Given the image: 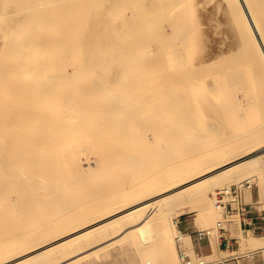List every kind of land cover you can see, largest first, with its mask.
Here are the masks:
<instances>
[{
    "label": "bare ground",
    "instance_id": "1",
    "mask_svg": "<svg viewBox=\"0 0 264 264\" xmlns=\"http://www.w3.org/2000/svg\"><path fill=\"white\" fill-rule=\"evenodd\" d=\"M136 1L138 2V0H0V35L3 39L2 47H0V56L3 62L1 64L0 61V77L2 79L8 77L7 79L12 81L11 86H13L14 83L19 84L20 80L24 81L26 78L21 79L23 77H19V81H17L18 78H15L14 82L11 77L31 74L35 68L36 73H38L40 69V77L36 75L39 77V79L37 78L38 81L41 79L40 91L38 90L41 93L38 96H42L43 93H46V95L49 93V97L47 96V98L46 96L43 97L45 94L42 97L39 96L40 99L43 98L41 102L44 105L41 103V106L38 105V108L36 107L39 102L34 101L33 95L27 97L30 101L32 99L31 102H38L35 105L36 107H34L35 109L32 106L31 112L27 113L25 112V108L24 111L17 104L21 102V99L16 101L17 103L13 101L14 99H10L14 102V105H18L17 112L12 108L14 105H8L11 101H8L9 98L6 94L7 88H10L7 79L5 82H7L6 86L8 87H4L5 90L2 88L0 90V158H3V160L0 159L3 162H0V209H3V211L0 210V218H2L1 212H4V216L7 215L6 217L10 215V220L6 217L7 220L2 218L3 220L5 219V226H2L3 222H0L2 224H0V264H68L75 259L87 255L92 250L114 245L118 240L121 242L130 241L139 243L145 253L150 250V255L147 257H145L147 253H143L144 264H181L175 246L176 227L178 224L176 220H172V214L175 213L176 209L179 208L182 213L190 211L205 212L210 216L219 207L214 202L216 198L210 195V192H214L216 185L224 186L225 182L233 178L237 179L238 176L242 177L245 174L248 175L249 172L259 173L262 171V164H264V131L250 132L252 139L248 144H243L242 141L233 143L231 140L217 144L216 141L210 142L208 136L202 138L201 135H206L205 132L201 131L204 129L203 127H200V130L196 128L194 130L192 127L195 117L198 118V116L194 115L192 110L196 107L193 105L194 108L190 107V99L185 97V94L188 93L193 81L208 74L210 67L216 65H219V67L225 65L224 67H226L227 63H223V56L220 59L215 58L211 60L210 63L213 64L210 67L203 68L193 66L191 63L192 58H190L193 54L187 55L188 57L184 55L186 59H189L190 66H193V69H189L187 66L192 71L189 72V75L187 74L189 77L186 74L183 75L184 79L181 77V73L179 77H177L178 74H172L178 78L177 81L171 75L169 79V73L167 75L165 72V68H172L173 73H177L178 62L181 61L180 58L184 59L179 56V45L174 44V42L168 43V41L164 40L167 34L165 31L167 28H172L173 33H175L172 35L177 38V42L175 43L186 44L184 43V41L186 42L185 39H188L192 34L187 29L186 35L189 33L190 36L185 38V27L190 25L191 30L193 28L191 25L192 18H188L191 13L186 11V14L189 13V15L185 14L187 16L186 20H190L191 23L188 25L186 24V20H184L186 23L183 22V19L186 18L183 10L185 11L193 7L188 5L189 8L185 9L186 5L189 2L191 3V0L185 4L183 3L186 0H183L184 2L180 0L183 3L178 0H148V2L140 0L139 3L141 4V1L145 2L142 8L136 4ZM177 2L182 3L184 9ZM227 2H229L232 14L236 18V24L239 28L238 30L241 31L242 40L245 41L248 49L250 48L249 50H245L246 53H244L245 51L242 46L241 52L238 50L237 53L239 54L240 52V54L243 53L246 56L250 52L248 55L250 56V60L248 59L247 61L257 62L256 65L252 64L256 73V76L254 73V80L259 82L260 89H264V0H227ZM128 7L130 8L129 11L126 10ZM146 7L149 11H146ZM179 7H181L182 11H180ZM137 8H140L142 11L144 9V12H146L139 11L137 13V10H139ZM175 8H178V10H175ZM179 11L183 14V19L181 15V18L179 17L180 19L178 20L177 12ZM138 14L140 16L144 14L143 18L141 19ZM163 19L167 21L164 24L162 23ZM145 20L149 21L148 23H146L147 21L144 23L148 26L150 25L151 29L149 30L151 32L145 29L148 27L146 24H144L146 27L139 24V26L142 25L144 27L148 34H142L145 31L142 27H139V30L142 29L143 32L140 30L138 31V35H136L134 32H137L135 30L137 24ZM178 22L186 24L183 30L184 33L180 32L179 25H182ZM160 28L162 31H160ZM162 32L165 35L161 34ZM139 34L142 37H138ZM170 37H172L171 34ZM170 37L168 40H171ZM183 37L185 38L184 40L182 39ZM172 41L175 40L172 38ZM190 41L191 39L189 38L188 42L190 43ZM194 41L195 39L191 42L193 46ZM191 43L189 46L185 45L182 48L190 51ZM191 50L193 49L191 48ZM186 51L184 52L187 54L188 52ZM231 54L235 55V52ZM180 55H183V52ZM3 56L5 57V61L3 60ZM231 59L229 63H231ZM240 60H244L243 57ZM8 62L10 63L3 68V64H7ZM145 62L149 64L150 69L149 71L144 70L146 74H151L152 76L150 75L151 77H147V79L145 75L141 76L143 78L140 79L138 73L141 74L140 72L142 71L140 70L144 68ZM235 62L232 64L234 67L236 65ZM238 62L239 66H242L240 65L241 61L238 60L236 63ZM137 63L145 64L142 69L139 66V70H136ZM180 63L184 64L183 61ZM189 63L186 62V64ZM247 65L244 67L247 68ZM184 66L186 67L185 64ZM236 67L239 69L238 65ZM172 69L168 70V72H172ZM222 69L220 70L221 73H223ZM132 70L135 71V74L138 73L135 75ZM228 70L229 68L226 67V71ZM41 71H43V74ZM178 71L180 72V69ZM203 71L205 72L203 73ZM185 72L188 71L186 70ZM191 72H195L196 77L194 73L192 76L196 80L192 79ZM206 72L207 74H205ZM129 74L130 77L128 78ZM155 74H161L166 79L163 76L161 77V75L160 79ZM228 74H232V71ZM108 75L109 78H117V81L115 79V83H110L107 79ZM32 77L34 78V76ZM131 77H133V81L131 80L130 85L123 89L128 95L125 96V93L123 94L124 91L121 92L123 85H119L122 79L128 83ZM155 77L159 80L156 83H160V87L159 84L156 85L157 88L159 87L157 89L159 95L156 91V95L159 98L155 96V101L157 100L156 103H158L152 105L151 109L149 108V103H155L153 100ZM180 77L182 81H178L181 80ZM229 77H232V75ZM48 78L54 79L53 84H50L51 81ZM143 80L147 81V84L144 85H151L149 87L150 93L147 92V94H150L149 97L147 96L148 101L150 99L148 103L146 102L147 99H144L146 95L145 90H147L146 86L143 88L141 86L144 83ZM161 80L164 83L162 89H160L162 85ZM254 80L252 81L254 82ZM43 81L45 82L43 83ZM137 82L142 83L139 88H142V92L144 90L145 93L140 92L141 90L137 91L136 86H139ZM23 83L19 85L21 89L17 88L18 84L14 85L17 91L19 89H29ZM32 83L35 84L33 80ZM34 84L33 86H35ZM43 84L48 86L54 85L55 87L53 86V88L55 89H51V91L53 90L52 92L50 91L51 93L49 92L50 89L47 90L48 92H43V89H48L44 87L46 85L42 86ZM230 84L232 83L230 82ZM2 85L4 84L2 83ZM24 86L27 88L25 89ZM9 88L8 90L13 89ZM15 88L11 91L12 93L16 91ZM31 89L33 90L34 88L31 87ZM8 90V94L11 93ZM38 91L33 90L32 94L33 92L39 93ZM28 92L30 91L28 90ZM137 92H139L138 95L140 97H142L141 93L143 94L141 98V102L143 101L142 105L144 106V102L147 105L149 104L148 106L145 105L147 108L144 106L146 109L142 110L143 113L139 111L141 115H148L150 113L149 109L153 112L155 110L153 106H156V109L159 108L158 111L164 107L161 109L160 114L156 113L155 110L154 115L150 116V121L148 119L146 121L149 122H145L146 124H150L151 120L155 121L156 113L158 116L160 115L158 120L162 126L155 127L156 129L151 128V130L147 127L148 130H146L144 125L141 127L145 130L138 126L149 115L144 118L141 116L143 119L141 118L142 120L140 119L141 122H139L136 116L138 110L136 111L134 108L133 110L129 109V106L135 103L132 98L138 100ZM229 92L231 93V91ZM15 94L24 95V97L27 95L24 94V91L23 94L22 91L20 93L15 92L12 96ZM30 94L31 92L28 95ZM50 94L52 95L51 97ZM121 94L125 97L121 96ZM38 96L35 98L36 100H38ZM255 97H258V95ZM251 101H253L252 98ZM31 102L29 108L31 107ZM130 102L132 103L129 105ZM190 103H192V100ZM8 106L12 107L9 108ZM139 106L140 108L142 107L141 105ZM8 109L13 112L10 111L12 112L10 114ZM162 111H165V117L162 116L163 114L161 115ZM14 112L17 114L15 115L16 117L14 116ZM161 116L166 120L163 123L167 122V125L173 123L174 128H172V124L170 126L171 130L173 129L172 135L174 138L167 137L171 131L170 126H166L160 121ZM153 117L155 118L153 119ZM138 118H140V115ZM125 119L129 120V122L132 121L134 127L131 128L133 130L137 126L140 127L141 130H135L141 133L144 132V136L146 131L149 132L154 129L160 134H155V136H162L160 139L163 143L161 148H159V143H156L159 141V137H155L156 139L153 137L156 140L153 147V145H149L152 141L147 138V134V137H144L139 132L141 138L148 139L146 143L149 140L151 141L149 144H145L148 146V148L145 147L149 152L144 151L143 154L139 149V154L142 153L146 157L150 156V158H152L151 156H155L152 161L150 160L149 165H144V157L136 154L138 148L137 150L134 149L138 146L137 143H140L142 140L137 138L138 142L135 141V145L133 144L134 146H132L133 140H126L122 136L125 133L122 132L123 130L121 131L123 128L120 121ZM127 120H125V123L123 122L125 128ZM155 122L159 125L158 121ZM152 123L153 125L150 124L151 126H156L154 122ZM195 123H199H197V119ZM118 124L121 127L119 130L122 132V135H120L119 130L115 129L113 131L114 136H116V130L119 136L114 138L111 132L113 128L107 129L106 127L108 126L109 128L114 125L112 127L115 128ZM196 124L195 126H197ZM199 126H202V124ZM159 127L167 128L164 129L166 131H163ZM159 129L164 133L162 132L161 134ZM108 130H111V133ZM104 133L105 135H108L107 133L111 135L106 137L103 135ZM150 133L153 134L154 131ZM131 136L133 138V135ZM103 137H105V140L100 141ZM185 140L189 142L192 140L190 143L186 141V145L189 143V147L187 146L190 148L189 151L187 147L186 149L184 148V142L182 141ZM143 141L145 140L143 139ZM142 143L140 144L142 145ZM179 143L183 145L180 146ZM198 143L200 146L197 145ZM109 144L110 148L113 147L111 155L110 153H106L110 152L107 149ZM152 144H154V141ZM87 145H91L92 154L98 159L97 167L99 171H97L96 175H99V179L102 178L103 172H108L109 168L105 167L108 164L112 166L115 160L118 166L122 165V168L119 169L121 171L124 169L125 171H123L124 174H121L118 169L116 176L119 177L116 181L113 180L114 183L112 182L108 188L99 180L98 183L102 186H98L97 190L100 189V191L98 194L95 193L96 190L95 194L91 192L93 194V197L90 196L91 198H87L86 195V198L82 197L83 192L87 193L86 191L90 187H87L85 190V187L83 186V188L80 185L79 189H84L81 195L83 199L78 200L81 197L76 196L77 199L74 198V188H76H73L72 185L74 179L77 178L78 183L81 184L85 181V184L89 183L92 186L94 183H92L93 181H90V183L88 179H83L85 174H88L85 173L83 175L85 162H82L83 165L81 166L84 170L79 168L82 170V173L78 172L80 174L78 175L79 178L76 177V171L74 172L76 175L74 177H72L74 174L71 176L70 165L76 162L80 163L83 160L82 157L86 153L85 147ZM149 146L152 148L157 146L158 150L162 149L164 155L162 151L161 153L156 151L157 148H155L156 150H152ZM130 147L136 152L130 150ZM138 147L141 148L140 146ZM195 147H197L196 151L192 152L191 150H194ZM174 150L176 151L175 153L172 152ZM184 150L188 152L184 154ZM150 151L159 153L157 155H154V153L153 155H147L151 153ZM169 152L170 155L168 154ZM105 154L108 155L106 156ZM105 156L112 159H109V161L106 159L105 161ZM86 157L88 158V156ZM32 158L34 160H31ZM117 163L112 168L116 167ZM75 166L78 165L75 164ZM92 169L93 167L89 171L86 170L89 173L91 172L87 176H93ZM111 172L112 174L114 173L113 170ZM80 176L82 177L80 178ZM107 176H110V174H107ZM112 177L115 179V173ZM96 186L97 184H95ZM104 186L107 188H105V191L103 190ZM79 189L77 188V192L80 194L81 191ZM2 198L5 200L3 201ZM75 201L78 203L76 204ZM3 205H5L6 210L1 208ZM48 207H51L50 210L55 209V211H49ZM178 231L180 232L181 229L179 228ZM92 233H97V235L92 239H88ZM187 233L189 232H182V243H184L187 249L193 251L194 242L191 234L189 233L190 241L184 240ZM262 237L263 235L252 234L250 236L244 235L241 238L250 247L247 251H255L264 248V238L262 239ZM212 243L213 252H215L218 250L217 240L213 239ZM240 248L247 247L241 246ZM229 251L234 253L237 250L229 249ZM96 254L98 255L97 252ZM207 254L208 256H212L216 253Z\"/></svg>",
    "mask_w": 264,
    "mask_h": 264
},
{
    "label": "rangeland",
    "instance_id": "2",
    "mask_svg": "<svg viewBox=\"0 0 264 264\" xmlns=\"http://www.w3.org/2000/svg\"><path fill=\"white\" fill-rule=\"evenodd\" d=\"M139 1L140 0H138V2L136 1V4L140 7V8H142L143 7V4L145 3H143V1H141L142 2V4L141 3H139ZM147 2H148V0H146ZM178 1H180V0H178ZM183 1V0H182ZM182 1H180V2H182ZM190 0H186V2H182L183 4H185V3H187V2H189ZM192 1H193V3H192ZM205 1H207V2H205ZM180 2H177L178 3V5L179 6H181L182 7V9H184L183 8V6H182V3H180ZM209 2V3H208ZM192 3V4H191ZM191 3L189 2L187 5H186V7H185V9L186 8H189L188 7V5L190 6H193V7H191V8H193V9H188V10H183V14H184V16L186 17V18H184L183 19V14L182 13H180V11H182L181 10V7H179V9H180V11L179 12H177V16H178V20L182 17V19H183V22H185L184 20H186L187 19V16L189 15V13H191L190 14V16L188 17L189 19H191L192 20V23H191V21L189 22V21H187L186 20V24H188L189 25V23H191V25H192V30H191V26L189 25V26H187V27H185L186 26V24H182V22L180 23V22H178V23H180L182 26H183V29H182V26H180L179 25V30H180V32H183V30H184V27L186 28V30L183 32L184 34H185V38H188L187 36H190L189 35V33H188V35H186V31L188 32V30L187 29H189V32H190V34H192L189 38L191 39V41H190V43L192 42V40H194L195 39V41H194V46H193V43H191V48L193 49V50H191V48H190V51H186L185 49L186 48H182V47H184L185 45H188L189 46V42H188V40H189V38L188 39H185L184 37L182 38L183 40L185 39L186 40V42L184 41V43H186V44H184V45H182L181 43H175V42H177V38H176V36L174 37V35H172V34H175V33H173V29L172 28H167V30L165 31V32H167V34H166V37H164V40L165 41H168V43H173L174 42V44H176V45H179L180 47L178 48V51L182 54V52H183V55H180V53H179V56L180 57H183L184 59H182V58H180V62H182L183 61V63L186 65V67L184 66V64H181L180 62H178V66L180 67H178L177 69L179 70L180 69V72L177 70L176 72L177 73H173V69L172 68H165V72H166V74L168 75V73H169V79H170V75H171V77H173V79H176V81H177V77H179V74L181 73V77H183V79H184V76L183 75H189V72L190 71H192V70H189V69H193L192 67L194 66H196V67H203V68H206V67H210V65H212L213 63H210L211 62V60H213V59H215V58H221L222 56H223V63L224 64H226V67L227 68H229V70L228 71H226V67H224L225 65H223L222 67L220 66L219 67V65H216V66H214V67H210L209 68V70L210 71H208V74H207V72L205 73V74H207V75H205V76H201L200 78H198L197 80L192 76L193 75V73H194V76H195V72H191L190 73V75L192 76V79L194 78L196 81H193L192 82V86L190 87V89H189V91H188V93H186L185 94V97H187L188 99H190V101L192 100V103H190V101H189V104H190V107H193V106H195L196 108H194V110H192L193 111V113H194V115L195 116H198V118H196L195 117V122H196V119H197V123L198 124H196L195 122H194V125L192 126L193 127V129L195 130V128L197 129V130H200L202 127L204 128V129H202L201 131H203V133L205 132V134L206 135H201L202 136V138H206L207 136H208V138L210 139V142H212V141H216V143L217 144H219V143H221V142H224V141H227V140H231V142L233 141V143H235V142H243V144L244 143H246V144H248V143H250L251 142V137H250V132H252V131H255V132H262V131H264V89H260V85L258 84L259 82H257L256 80H254V73H255V70L253 69L254 67L252 66V64L253 65H256L257 64V62L255 63V62H252V61H250V62H248L247 60L249 59L250 60V56H248L249 54H250V52L245 56L243 53H241L240 54V52H241V47L243 46V50L245 51V50H249L248 49V46H246L247 44L245 43V41L244 40H242V37H241V31L240 30H238L239 28H238V26H237V24H236V18L233 16L234 14H232V8H231V6H229V2H227V0H191ZM177 5V6H178ZM137 6V7H138ZM176 6V7H177ZM140 8H137V9H139V10H137L138 12L137 13H139V11H141V12H143V13H145L146 11H149V9L146 7V11L144 12V9H143V11L142 10H140ZM194 8H195V10H194ZM126 10H130V8L128 7ZM175 10H178V8H175ZM193 10V11H192ZM186 11L187 12H189V13H187L186 14ZM195 11V12H194ZM170 12V11H169ZM141 14V13H140ZM140 14H138V16L142 19L143 17V15L144 14H142L141 16H140ZM187 16H186V15ZM146 15V14H145ZM182 15V16H181ZM181 16V17H180ZM138 17V18H139ZM180 17V18H179ZM194 17V18H193ZM140 19V20H141ZM145 19H147L146 17H145ZM166 19V18H165ZM165 19H163L164 21L162 22L163 24H164V22H167ZM182 19H181V21H182ZM235 19V20H234ZM147 21V22H146ZM143 22V23H142ZM144 22H146V23H148L149 21L148 20H145V21H141V23L139 22L138 24H137V26H136V31L137 32H134L136 35H138V31H140V30H142V29H144V27H146V23H144ZM199 23V24H198ZM139 24H142L144 27H142V25H140L139 26ZM144 24H146V25H144ZM163 24H161V25H163ZM198 25V26H197ZM148 26V25H147ZM139 27L141 28L142 27V29H140L139 30ZM159 27V26H158ZM190 27V28H189ZM161 28H162V26H161ZM160 28V31H162V29ZM146 30L148 29H151L150 28V25L148 26V27H146L145 28ZM144 29V31L145 32H143V30H142V34H144V33H146V34H148V32H151L150 30L147 32L146 30ZM159 29V28H158ZM163 31V32H164ZM161 33V34H163V35H165V33ZM172 32V33H171ZM183 33H181V34H183ZM193 33H194V35H193ZM170 34H171V36L172 37H170ZM168 35H169V37H170V39L171 40H168L169 39V37H168ZM142 37V35L141 34H139V36L138 37ZM183 36V35H182ZM194 36H195V38H194ZM0 37H1V35H0ZM192 37V38H191ZM172 38H173V40H175V41H172ZM194 38V39H193ZM140 40V39H139ZM170 41V42H169ZM198 41V42H197ZM243 41H244V43H243ZM3 42V39H2V37L0 38V47H2V43ZM187 43H189V44H187ZM243 44H245V45H243ZM170 45H172V44H170ZM188 46H186V47H188ZM245 47V48H244ZM1 49V48H0ZM187 49H189V48H187ZM238 50H240V52H239V54L237 53L238 52ZM242 50V52H244ZM182 51V52H181ZM184 51H186V52H190L189 54L187 53H185ZM193 52V53H192ZM235 52V55H233V54H231V53H234ZM230 53V54H229ZM244 53H246V51L244 52ZM191 54H193V56L191 57L190 55ZM184 55H189L190 56V58H192V60H191V63L193 64V66L191 67L190 65H191V63H189L190 61H189V59H186L185 57H184ZM236 55H238V56H236ZM225 56V57H224ZM226 56H228V57H226ZM188 57V56H187ZM229 57H231V58H229ZM242 57H243V59L244 60H240V58L242 59ZM245 57V58H244ZM0 58H1V56H0ZM224 58H226V59H224ZM5 59V57L3 56V60ZM7 60H8V58H6ZM230 59H231V63H229V61H230ZM236 61L237 59L239 60V61H241V63H240V65H242V66H239V62L238 63H236L234 60ZM184 60H187V61H184ZM226 60V61H225ZM228 60V61H227ZM1 64L3 63L2 62V58H1ZM5 61V60H4ZM8 61H10V60H8ZM232 61H233V63H232ZM186 62H188L189 64H186ZM234 62H235V64L236 65H238V67H239V69H237V67H236V65H235V67H234V65H232V64H234ZM247 62V63H246ZM252 62V63H251ZM6 63V62H5ZM3 64L4 65V67L3 68H5V66H7L10 62H8L7 64ZM146 63V64H145ZM144 64H145V66H144V68H143V65L144 64H141V63H137V66H136V64H135V66L137 67V69L136 70H139L138 68H140L141 67V69L142 70H140V71H142L143 72V74H142V72H140L141 74H139L138 72V76H139V78L140 79H142L141 78V76H145L146 78L147 77H151L149 74H146V71H149V69H150V67L148 66L149 64L147 63V62H145ZM245 63V64H244ZM251 63V64H250ZM182 66H181V65ZM247 64H250V65H247ZM205 65V66H204ZM227 65H229V66H227ZM246 65H247V68H245L246 67ZM140 66V67H139ZM165 66V65H164ZM189 67V69H188V67ZM232 66V68H230ZM245 66V67H244ZM248 66H250V67H248ZM1 67V68H2ZM148 68V69H146V68ZM182 67H183V69H182ZM225 68V70H224V68ZM212 68H214V69H212ZM223 68V69H222ZM252 68V69H251ZM36 69V68H35ZM35 69L32 71V73L31 74H26L25 76L23 75V76H16V77H11L13 80L16 78H18L17 79V81H19V77H23V78H21V79H25L24 81H22V80H20L19 81V84L17 85V84H13V86H11L12 85V81H9L7 78L8 77H6V78H1L0 77V90H2V89H4V87H8V86H6V83L7 82H5L6 81V79H7V81H9L10 82V84H9V82H8V85L10 86V88L9 89H11V88H13V89H11V90H8V88H7V90L9 91V92H11L12 90H14V88L16 87H14V85H17V88L19 87L20 89H21V87L19 86L20 85V83L22 84V82H24L23 84L25 85L26 84V86L29 88L28 90L31 92V94L30 95H28L30 92H28V90H24V89H22V90H16L17 88H15V92H19L20 93V91H22V94H23V91H24V94L26 95V97H24V95L22 96V95H17V94H15V95H13L12 96V94H14L15 92L13 91V93L11 94V93H9L8 94V92H7V90H6V94H7V97L9 98L8 99V101H11L10 99H14L13 101H15V103H17L16 101H19L20 99H21V102H18L17 104H19V108L21 107L22 109H26V111H25V109H24V111L25 112H27V113H30L31 112V109H33L34 107H36L35 105L37 104V107L36 108H38L39 106H41V100L43 99H40L39 98V96H41V95H39L38 96V94H40L41 92H39L40 91V80L38 81V79H39V73H40V69L38 70V73H36V71H35ZM134 69V70H135ZM146 71H145V70ZM167 69V70H166ZM170 69H172V72H171V74H170V72H168V70H170ZM185 69V70H184ZM218 69V70H217ZM222 69V72L223 73H221V70ZM243 69V70H242ZM23 70V69H22ZM134 70H132V72H133V74H135V71ZM144 70V71H143ZM188 71V72H185L184 73V71ZM212 70H214V71H212ZM225 71V73H224V71ZM245 70V71H244ZM218 71V72H217ZM232 71V74H228L229 72H231ZM239 71H240V73H239ZM42 72V74H43V71H41ZM145 72V73H144ZM205 71H203V73H204ZM210 72V73H209ZM214 72V73H213ZM220 72V73H219ZM227 72V73H226ZM243 72V73H242ZM252 72V73H251ZM36 73V74H35ZM136 73V74H137ZM248 73V74H247ZM130 74H132V73H130ZM130 74H129V76H128V78L130 77ZM133 74H132V76H133ZM135 74V75H136ZM172 74H178L177 75V77L175 76V75H172ZM212 74V75H211ZM244 76H243V75ZM259 74V73H258ZM27 75H29V76H27ZM36 75H38V76H36ZM149 75V76H148ZM155 75H157V74H155ZM161 75V74H160ZM160 75H157V77L158 78H160ZM187 75V76H188ZM197 75V74H196ZM232 75V77H229V76H231ZM32 76H34V78L32 77ZM163 75H161V77H162ZM190 76V77H191ZM206 76H208V77H206ZM228 76V77H227ZM255 76H256V73H255ZM157 77H155L156 79H157ZM164 78H165V76H163ZM181 77H180V79H181ZM189 77V76H188ZM196 77V76H195ZM210 77V78H209ZM243 77H244V79H243ZM38 78V79H37ZM41 78L43 79V77L41 76ZM114 77H110L109 78V75H108V77H107V79L109 80V82L110 83H115L114 82V80L116 79V81H117V78H114ZM138 78V77H137ZM136 78V79H137ZM164 78H162L163 80H164ZM168 78V77H167ZM207 78H209V79H207ZM15 79V80H16ZM51 82H50V84H53L52 82H53V78H48ZM66 79H68V78H66ZM110 79H112V80H110ZM148 79V78H147ZM154 80L155 81V83H154V86H153V92L155 93L154 94V101H155V96H157L156 95V93L158 92V88L160 87V83H158L159 84V87L157 88L156 87V85H158L157 83H156V81H159L158 79L157 80ZM161 79V78H160ZM166 79V78H165ZM232 79V80H231ZM15 80H14V82H15ZM27 80V81H26ZM32 80H33V82H35V84L34 83H32ZM44 80V79H43ZM69 80V79H68ZM129 80V79H128ZM133 81V77H131V79L128 81V83H126L123 79H122V81H124L123 83H122V81H121V84L119 85V86H121V85H123L121 88H122V91L121 92H123V94L125 95V96H128L127 94H126V92H125V90H123L124 88H126L127 86H129L130 84V81ZM135 80V79H134ZM138 80V79H137ZM252 80H254V82L252 81ZM29 81V82H28ZM113 81V82H112ZM139 81H141V80H139ZM144 81V83L142 84V83H139V82H137V83H139L138 85L139 86H136L137 87V91H139V90H141L140 92H142V88L144 87V86H146V89L147 90H145L146 91V93H145V91L143 90V92L146 94L145 96H144V99L146 98L147 99V96L149 97V95L150 94H147V92H149L150 93V91H149V87H151V85L149 84V85H144V84H147V81H145V80H143ZM148 81H150V80H148ZM162 81V80H161ZM178 81H182V79L181 80H178ZM39 83V85H38V83ZM45 81H43V83H44ZM136 82V81H135ZM134 82V83H135ZM146 82V83H145ZM165 82V81H164ZM230 82L232 83V84H230ZM254 84H253V83ZM255 82H256V84H255ZM2 83L5 85H2ZM42 83V82H41ZM125 83H126V86L124 87V85H125ZM229 83V84H228ZM33 84L35 85V86H33ZM140 84H142L141 86H142V88H139V87H141L140 86ZM162 85H161V88L160 89H162L163 88V85H164V83H163V81H162V83H161ZM215 84V85H214ZM38 85V86H37ZM44 85H46V84H43L42 86H44ZM137 85V84H136ZM244 87H243V86ZM26 86H24L25 87V89L27 88ZM54 86V85H53ZM53 86H48V85H46V86H44L45 88L47 87L48 89H46V90H44L43 89V92L45 91H47V90H49V92L51 91V89H55V88H53ZM148 86V87H147ZM220 86V87H219ZM24 87H22V88H24ZM31 87L32 88H34L33 90L34 91H38L39 93H37V92H33V94H32V89H31ZM50 87V88H49ZM55 87V86H54ZM217 87V88H216ZM230 87H231V90H230ZM248 89H246V88ZM2 88V89H1ZM257 88H258V90H257ZM159 89V90H160ZM250 89H252V90H250ZM256 89V90H255ZM5 90V89H4ZM150 90H151V88H150ZM262 90V91H261ZM27 91V93H25ZM41 91H42V87H41ZM53 91V90H52ZM51 91V92H52ZM157 91V92H156ZM229 91H231V93L229 92ZM248 91V92H247ZM5 92V91H4ZM48 92V91H47ZM50 92V93H51ZM142 92V93H143ZM251 92V93H250ZM258 92V93H257ZM34 93H36L35 95H34ZM53 93H55V92H53ZM141 93V95H142V97H143V94ZM43 94H45L44 96H43ZM42 94V96L43 97H45L46 96V98H47V96L49 97V93H47V95H46V93H43ZM139 94V92H137V95ZM252 94V95H251ZM31 95H33L32 96V98L34 99V101H38V102H36V103H34V102H31L32 101V99H31V101H30V99L28 100L27 99V97H29V96H31ZM158 95H159V92H158ZM228 95H231V96H228ZM256 95H258V97H255ZM38 96V100H36L35 98ZM41 96V97H42ZM52 95L50 94V97H51ZM121 96H123L122 94H121ZM125 96H123V97H125ZM252 96V97H251ZM140 96L138 95V100H139V102H138V100L137 99H134V98H132L134 101H135V103H133V105L131 104L132 102H130L129 103V105L128 104H126V105H128L129 106V109H132L133 110V108L139 113V111H141V113H143V111L147 108V106L149 105L150 107L149 108H151L152 109V105H155V104H157L156 103V101H155V103H149L148 105L146 104V102L148 103V102H150V99H149V101H148V99H147V101L146 102H144L143 104H144V106L145 105H147V106H145L146 108H144V106L142 105V102H141V98L142 97H140ZM25 98V99H24ZM136 98V97H135ZM157 98H159L158 96H157ZM156 98V99H157ZM251 98H252V100L253 101H251ZM17 99V100H16ZM28 100V101H27ZM159 100V99H158ZM13 101H11V103H9L8 105H14V102ZM133 101V102H134ZM145 101V100H144ZM153 101V102H154ZM30 102H31V107L29 108V106H30ZM44 102V101H43ZM138 102V103H137ZM251 103H253V104H251ZM17 104H15V105H17ZM34 104V105H33ZM43 104V103H42ZM141 105L142 107L140 108V106L139 105ZM255 104H256V106H255ZM14 105V107H16V108H14V107H12L13 109H15V112H17L18 111V105L17 106H15ZM20 105H22V106H20ZM26 106V107H24V106ZM39 105V106H38ZM44 105V104H43ZM193 105V106H192ZM254 105V106H253ZM32 106H33V108H32ZM127 106V107H128ZM238 106V108H236ZM9 108H11L10 106H8ZM139 107V108H138ZM156 107V106H155ZM154 106H153V109H155L156 110V113H158V114H160V112H161V109L162 108H164V107H162V108H160V111H158V109L159 108H155ZM20 108V109H21ZM193 108H191V109H193ZM19 109V110H20ZM35 109V108H34ZM141 109V110H140ZM144 109V110H143ZM151 109H149V111H150V113L148 112V110H146V112L147 113H149L148 115H149V117L146 119L145 118V121L143 120L142 121V124H139L138 126H142V125H144V128L146 129V130H148L147 128H150V130H151V128H158V126H162L161 125V122H159V116H158V114H156L155 113V115H157V116H155L156 117V119H155V121H158L159 122V125H158V123H156L155 121H152L151 120V125H153V123L152 122H154L155 124H156V126H151L150 124H146V123H148L149 121H150V116H153L154 114V111L152 112V110ZM243 109H245V110H243ZM254 109V110H253ZM9 110V109H8ZM143 110V111H142ZM197 110V111H196ZM10 111H12V110H9V112ZM21 111H23V110H21ZM24 111H23V113H24ZM191 111V110H190ZM195 111V112H194ZM247 111V112H246ZM248 111H249V113H248ZM13 112V111H12ZM12 112H10V114L12 113ZM14 112V113H15ZM151 112H152V114H151ZM163 112V111H162ZM137 113V114H138ZM196 113H197V115H196ZM136 114V116H137V119L139 120V122H141V120L144 118V117H146V116H148V115H146V116H144L143 114L141 115L140 113H139V115H140V118H138V116L139 115H137ZM146 114V113H145ZM151 114V115H150ZM163 114V115H162ZM165 111L163 112V113H161V115L163 116V117H165ZM201 116H199V115ZM15 115H17L16 113L14 114V116ZM143 118H142V117ZM161 116V117H162ZM11 117H13L12 115H11ZM16 117V116H15ZM14 117V118H15ZM155 117H153V119L155 118ZM161 118L160 119V121H162V123L163 122H165L166 120H164L165 118ZM199 117H200V119H199ZM13 118V119H14ZM142 118V119H141ZM202 118V119H201ZM128 119V118H127ZM127 119H125V120H127ZM141 119V120H140ZM149 119V121H146V120H148ZM200 121H199V120ZM12 120V119H11ZM10 120V121H11ZM125 120H122V121H120L121 122V124H122V128L123 129H121V131L122 132H124L123 134L124 135H122L121 133L122 132H120V126H121V124H120V126H119V124L118 125H116L115 126V128L114 127H112V126H114V125H112L111 127H109L108 128V126L106 127L107 129H111V128H113L112 129V131L111 130H108L109 132L111 131L112 132V134H113V137L115 138L116 136H119V135H117V133H118V131L117 130H119V132H120V135H122L123 137H125V139L126 140H130V139H132L133 140V143H132V146H134L135 145V141L136 142H138V139L137 138H139V139H141L142 141H143V139L145 140V141H143V143H142V141H140V143H142V145L138 142L137 144H138V146H140L141 148H139L137 145V147L136 148H134V149H136L137 150V148H138V152L136 153V154H139L140 152H142L143 154H144V151H147L148 149V146H146L147 145V143L149 144V142H151V144H149L150 146L151 145H153V147H154V145H155V137H157V135H160L159 134V132L157 131L156 132V128L153 130L154 131V133H153V131H146L145 133L147 134V136H146V134H145V136L148 138V139H150L149 140V142H147L146 143V140L148 141V139H145L144 137V132L143 133H141L140 131H136V130H139L140 129V127H136L134 130L132 129L134 126H133V124H132V121H130L129 122V120H127L126 121V123L128 124V128H127V124H126V128L124 127V123H125ZM201 120H203V121H201ZM12 122V121H11ZM124 122V123H123ZM146 122V123H145ZM200 122H202V123H200ZM204 122V123H203ZM130 123V124H129ZM144 123V124H143ZM167 123V122H166ZM166 123H163V124H165L166 126H170V124H172V128H174V125H173V123H170L169 125H167ZM195 124L197 125V126H195ZM202 124V126H199V125H201ZM148 125V126H147ZM149 126H151V127H149ZM164 126V125H163ZM185 126H188V125H185ZM195 126V127H194ZM117 127V128H116ZM132 127V128H131ZM147 127V128H146ZM198 127V128H197ZM201 127V128H200ZM132 129V130H130V129ZM144 128H142L141 127V129H143V130H145ZM161 130H163V131H166V130H164V129H166L167 127H159ZM170 128V130H171V126L169 127ZM169 128H168V130H169ZM200 128V129H199ZM115 129H117L116 130V136H114V133H113V131H115ZM140 129V130H141ZM159 129V131L161 132V130ZM128 130V131H127ZM158 130V129H157ZM129 131H131L133 134H129V133H131V132H129ZM135 131V132H134ZM162 131V132H163ZM172 131H173V129L169 132V134H170V136H168L167 135V137L168 138H171V137H173V135H172ZM201 131H199V132H201ZM110 132V133H111ZM126 132H128V133H126ZM142 134H140V133ZM150 132H152L153 134H151ZM162 132H161V134H162ZM110 133H107L108 135H111ZM149 133V134H148ZM164 133V132H163ZM137 136H136V135ZM155 134H157L156 136H155ZM264 134V133H263ZM98 135V134H97ZM100 135V134H99ZM104 136H106V137H108V135H105V133L103 134ZM126 135H128V136H126ZM131 135H133V138H132V136ZM140 135L141 136H144L143 138H141L140 137ZM247 135V136H246ZM94 136V135H93ZM130 136V137H129ZM134 136H135V138H134ZM206 136V137H205ZM100 137V136H99ZM101 137H102V134H101ZM111 137V136H110ZM155 139H154V138ZM159 137V136H158ZM157 137V138H158ZM93 138V137H92ZM96 138V137H95ZM112 138V137H111ZM119 138V137H118ZM128 138V139H127ZM162 138V136L161 137H159L158 139H159V141H158V139H157V141L158 142H156V143H159V145H160V147L159 148H161V145H163V143H162V140H160ZM174 138V137H173ZM97 139H100V138H97ZM108 139H110V138H108ZM108 139H106V141H108ZM102 140H105V137H103V139H100V141H102ZM153 141H154V144H152L153 143ZM186 141H188V140H185V141H182V142H184V148L186 149V147L188 146L189 147V143L192 141H188L189 143H188V145H186ZM110 142V141H109ZM195 142V141H194ZM193 142V143H194ZM105 143V142H104ZM107 143V142H106ZM131 143V142H130ZM134 144V145H133ZM146 144V145H145ZM180 144V143H179ZM178 144V145H179ZM232 144V143H231ZM240 144H242V143H240ZM245 144V145H246ZM130 145V144H129ZM159 145H157V146H159ZM177 145V146H178ZM181 145H183V144H180V146ZM192 145V144H191ZM198 146H200L199 145V143L197 144ZM131 146V145H130ZM145 148H144V147ZM149 146V148H152V147H150ZM157 146H155V148H157ZM91 147V145H87V147H85V155L86 156H88V158L84 155L83 157H82V161H80V163H75L76 165H78V166H75V164H72V165H70V169H71V176L72 177H74L76 174H77V176L76 177H78V175H80L79 173H82L81 171L82 170H80L79 168H81V169H83L81 166L83 165L82 164V162H85L84 164H85V166H84V168H85V171H83V175L85 174V173H88V174H91V172L89 173V172H87L86 170H90V168H92L93 167V169H92V174H93V176H94V178H93V176L91 175V176H87L86 174H85V177L83 178L84 180H89V182L90 181H93L92 183H94L92 186H91V184L89 185V183L88 184H85V181L84 180H82V181H84V182H82L83 184H81V183H78V181H77V178L76 179H74V178H72V179H74V181L72 182V185H73V188L74 187H76V188H74V190H75V199H77V197L76 196H78V197H81V195H82V191H84V187H85V190H86V188L87 187H90L89 189H90V191H89V189L86 191L87 193H88V191H89V193H88V195H87V193H85V191L83 192V195H82V197L84 196V198H88V197H90V196H92L93 197V194H98V192L100 191V189L99 190H97L98 189V186L99 187H101L102 185H100V183H98V181L100 180V182L101 183H104V185L105 186H107V188H108V186L110 187L111 186V183L113 182L114 183V181L113 180H117V178L119 177V176H116V174H118L117 172H118V169L120 168H122V165L120 164L119 166H118V163H117V161L115 160H112V161H114L115 163H117L116 164V167H113L112 168V166L114 165L115 166V163H113V165L112 166H110V164H106L108 161H109V157H106L108 154H105L106 156L104 157L105 159V161H106V159L108 160L105 164L107 165L105 168H107L108 170V172H103L104 174H102V176H101V174H100V176L103 178V180H102V178L101 179H99V175L97 176L96 174L98 173L97 171H99V168L97 167V164H98V159H96V157L95 156H93V154H92V148H90ZM110 148V144L107 146V149L108 150H110V152L108 151V152H106V153H110V155H111V150L113 149V147L112 148ZM187 147V149H188V151H189V149L190 148H188ZM192 147V146H191ZM90 148V149H89ZM131 149L130 150H132V151H134L133 149H132V147H130ZM144 148V149H143ZM155 148H152V150H156ZM159 148H157V150L156 151H159L160 153H161V151H162V149H160V150H158ZM176 148H178V147H176ZM115 149V148H114ZM139 149H140V152H139ZM170 149H172V148H170ZM196 149H197V147H195V149L194 150H191L192 152H194V151H196ZM151 150V149H150ZM173 150V149H172ZM183 150V149H182ZM91 151V152H90ZM107 151V150H106ZM113 151V150H112ZM127 151V150H126ZM155 151V152H156ZM170 151V150H169ZM180 151H181V148H180ZM188 151H185L184 150V154H186V152H188ZM190 151V152H191ZM125 152V151H124ZM134 152H136V151H134ZM147 152H149V151H147ZM146 152V153H147ZM151 153H148L147 155H149V154H152L153 155V153L154 152H152V151H150ZM159 152H156V153H154V155L156 154L157 155V153H159ZM163 152V151H162ZM173 153H175L176 151L174 150V151H172ZM89 153V154H88ZM113 153V152H112ZM139 154V155H142L143 157H144V160L145 161H143V162H145V164L144 165H149L150 164V160L152 161V159L155 157V156H151L152 158H150V156L149 157H146V155H143V154ZM177 153H178V151H177ZM183 153V152H182ZM163 155H164V152L162 153ZM169 155H170V152L168 153ZM109 155V156H110ZM162 155V156H163ZM2 157V156H1ZM113 157V156H112ZM93 158H95V159H93ZM114 158H115V156H114ZM147 158V159H146ZM1 160H3V158H0ZM51 159V158H50ZM86 159V160H85ZM88 159V160H87ZM112 159V158H111ZM110 159V160H111ZM117 159V158H116ZM0 160V162H2ZM31 160H34L33 158L31 159ZM118 160V159H117ZM149 160V161H148ZM87 161V162H86ZM119 161V160H118ZM148 163H147V162ZM29 162V161H28ZM89 162V163H88ZM3 163V162H2ZM123 164V163H122ZM2 165H4V164H2ZM80 165V166H79ZM89 166H92V167H89ZM262 166H263V168H261L262 169V171L261 172H249V173H251V174H249L248 173V175L247 174H245V175H243L242 177L241 176H238L237 177V179L236 178H233L232 180H229L228 182H225L223 185L225 186V185H227V184H229V183H233V182H237V181H239V180H241V179H244V178H246V177H253L254 178V180H255V183H256V186H254L253 188H248V189H246L245 190V197H246V200L247 201H249V202H251V203H253L255 206H257V207H259V208H262V209H264V164H262ZM2 167H4V166H2ZM72 167H73V169H72ZM112 169H111V168ZM146 167H148V166H146ZM77 168V169H76ZM117 168V169H116ZM96 169V170H95ZM117 170L116 172H115V170ZM119 169V171L121 172V174H124L123 173V171H125L124 169H122V171ZM80 170V171H79ZM84 170V169H83ZM93 170H94V173H93ZM113 170V172L115 173V179H113V174H112V171ZM76 171V174L74 173ZM105 171H106V169H105ZM111 173H110V172ZM79 172V173H78ZM106 174V175H105ZM107 174H110V176H107ZM121 174H120V176H121ZM2 176V175H1ZM82 176H80V178H81ZM91 179H90V178ZM98 177V178H97ZM107 177H109V178H107ZM110 177H112V178H110ZM79 178V177H78ZM93 178V179H92ZM98 180H97V179ZM107 180H106V179ZM104 179H105V181H108V182H106L105 183V181H104ZM75 180H76V183H75ZM94 180H95V182H94ZM111 180V181H110ZM91 183V182H90ZM109 183H110V185H109ZM87 185V186H85V185ZM95 184H97V188L95 187ZM106 184H108V185H106ZM77 185V186H76ZM84 186L83 188H81V190L79 189V186ZM104 186V188H103V190L105 191L107 188ZM94 187H95V189H94ZM221 187H223V186H219V185H216L215 186V188H214V192L212 193V192H210V195L212 196V197H215L216 198V191H217V189H219V188H221ZM77 188L79 189V191H81V193L79 194V192H77ZM91 188H92V190H91ZM106 188V189H105ZM83 189V190H82ZM102 189V188H101ZM95 190H96V192H95ZM102 190V191H103ZM93 194H92V193ZM95 192V193H94ZM14 193V192H13ZM85 193V194H84ZM213 194V195H212ZM85 195H86V197H85ZM97 196V195H96ZM78 198V200H80V199H83V198ZM95 197V196H94ZM91 198V197H90ZM3 199V201L5 200L4 198H2ZM214 202L216 203V199L214 200ZM5 203V202H4ZM3 203V204H4ZM75 203L77 204L78 202H76L75 201ZM53 207V206H52ZM1 208H4L5 210H6V208H5V205H3V206H1ZM49 209V211H55V209H52V210H50V208L51 207H48ZM218 210H216L212 215H207L205 212H199V211H190V212H187V213H182V212H180V210H179V208H177L176 209V211H175V213H177V214H172V220H176V219H178L179 220V223H178V225H177V227H176V234H178L179 233V228L183 231V232H189L190 234L192 233V230L193 229H195L196 227H200V228H203V227H214V225H215V222H216V220L217 219H219V218H222L223 217V215H224V211H223V208L222 207H218L217 208ZM1 210V209H0ZM178 210V211H177ZM1 211H3V209L1 210ZM53 211V212H54ZM172 211H174V210H172ZM52 212V213H53ZM180 212V213H179ZM3 213V214H2ZM4 212H1V217L2 218H5L7 215H5L4 217ZM233 223H232V226L230 227V234L231 235H236V236H238L239 237V240H238V242H234V244L232 245V247L231 248H229V249H236L237 251L236 252H234V253H232V251H229V249L227 248H225V247H223V246H220L218 243H219V231H218V229H216V228H214V230L212 231V240L213 239H216L217 240V247H218V250L217 251H215V252H213L214 250H212L210 253H216V254H214V255H212V256H209V258L210 259H223V258H232V264H264V248H261V249H259V250H253V251H247V249H249L250 247H249V245L248 244H246V242H243V239L241 238L242 236H244V235H246V236H250V235H252V234H256V235H263V237H262V239L264 238V231H251V230H249V231H244V230H242L241 229V227H240V223H239V221H240V218H239V216L238 215H236V214H234L233 216ZM2 218H0L1 220H0V222H3V225L2 226H5V219L7 218H9V220H10V215H8V217H6L4 220L2 219ZM6 219V220H7ZM8 224V223H7ZM183 226H188V229H183ZM97 235V233H92V234H90L89 235V237H88V239H92V238H94L95 236ZM192 237V236H191ZM87 239V240H88ZM242 239V240H241ZM264 240V239H263ZM119 241V242H118ZM117 241V243L115 242L114 243V245H111V246H109V247H104V248H101V249H96V250H92V252H89L87 255H85V256H83V257H80V258H78V259H75V260H73V261H71V263H68V264H144V261H145V259H144V257H143V253H145L144 252V250L142 249V247H141V245L139 244V243H133V242H130V241H123V242H121L120 240H118ZM243 243H242V242ZM242 243V244H241ZM175 246H176V249H177V247H178V241H177V238L175 237ZM182 245L183 246H185L184 245V243H182ZM243 247V246H245V247H247V248H240V247ZM186 247V246H185ZM208 248V244H207V242H204V249H207ZM239 248H240V250H239ZM187 249V248H186ZM189 250V249H188ZM222 250H227V251H222ZM239 250V251H238ZM150 251V250H149ZM147 252L146 251V255H145V257H147L148 255H150V252ZM189 251H191L192 252V250H189ZM95 252V253H94ZM96 252L98 253V255L96 254ZM142 252V253H141ZM178 252V251H177ZM177 252H176V254H177ZM139 253H140V255H139ZM218 253V254H217ZM221 253H222V255H221ZM97 255V256H96ZM178 255V254H177ZM214 256V257H213ZM179 257V256H178ZM79 259H80V261H79Z\"/></svg>",
    "mask_w": 264,
    "mask_h": 264
},
{
    "label": "built area",
    "instance_id": "3",
    "mask_svg": "<svg viewBox=\"0 0 264 264\" xmlns=\"http://www.w3.org/2000/svg\"><path fill=\"white\" fill-rule=\"evenodd\" d=\"M256 186L253 177H246L237 182L225 185L216 191V204L223 208L224 215L216 220L214 227H196L192 230L193 242L210 239L214 228L218 229L219 245H223L226 249L231 248L234 242H238L239 237L231 235L230 227L233 223V215L236 214L240 218V227L244 231H264V224L257 225L255 217L264 219V209L255 206L253 203L246 200L245 190ZM177 224L179 220L176 219ZM182 230L176 235L178 241V256L181 264H218L224 263L227 258L210 259L208 254L204 252L202 247L189 251L182 245ZM191 234V236H192ZM210 247L213 250V243L209 241Z\"/></svg>",
    "mask_w": 264,
    "mask_h": 264
},
{
    "label": "crops",
    "instance_id": "4",
    "mask_svg": "<svg viewBox=\"0 0 264 264\" xmlns=\"http://www.w3.org/2000/svg\"><path fill=\"white\" fill-rule=\"evenodd\" d=\"M255 221L257 222V225H263L264 224V219H261L260 217H255ZM183 229H188V226H183ZM192 237H193V234H192ZM184 240L185 241H190L189 233H187L185 235V239ZM210 240L212 241V237H210V239L207 238V239H204V240H201V241H198V242L194 241V247L195 248L202 247L204 249V242H207L208 248L204 249V252L210 253L212 251V248L210 247V244H209ZM220 246H223V245H220ZM218 264H232V258L227 259L224 263H218Z\"/></svg>",
    "mask_w": 264,
    "mask_h": 264
}]
</instances>
